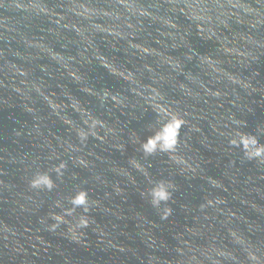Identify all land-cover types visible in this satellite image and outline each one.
I'll return each instance as SVG.
<instances>
[{"label": "water", "instance_id": "1", "mask_svg": "<svg viewBox=\"0 0 264 264\" xmlns=\"http://www.w3.org/2000/svg\"><path fill=\"white\" fill-rule=\"evenodd\" d=\"M44 2L66 13L60 5L110 11L118 0ZM247 2L256 6V0ZM29 3L0 0V49L29 73L18 78L29 81L27 99L0 86V264H186L192 255L186 241L201 249L215 245L236 258L214 255L220 264H257L233 242L229 228L245 236L264 264V158L250 159L241 142L255 137L264 145V53L240 63L221 50L220 41L189 28L180 14L173 17L178 30L142 17V30L125 28L136 34L121 38L92 27L117 23L108 17L68 13L57 25L58 17L17 7ZM136 3L153 11L154 5H164L159 13L166 12L165 0ZM64 25L86 31L81 35ZM233 28L249 31L247 25L233 23ZM161 31H175V40ZM251 31L264 38V27ZM223 34L232 36L227 29ZM25 37H43L64 63L28 49ZM9 40L31 57H13L7 52ZM132 43L179 60L183 73L170 72L159 56ZM201 57L220 61L219 79L206 74ZM188 72L199 76L211 93L191 84ZM224 73L241 82L233 83ZM0 79L6 80L3 72ZM32 82L58 107L29 91ZM181 83L198 95H188ZM153 88L162 98L152 99ZM159 105L184 123L173 150L157 147L148 153L144 144L162 135L170 120ZM92 120L99 122L94 129ZM81 130L88 133L84 139ZM38 174H47L53 187H32ZM161 184L171 196L156 206L152 192ZM81 192L87 202L76 206L72 200Z\"/></svg>", "mask_w": 264, "mask_h": 264}, {"label": "clouds", "instance_id": "2", "mask_svg": "<svg viewBox=\"0 0 264 264\" xmlns=\"http://www.w3.org/2000/svg\"><path fill=\"white\" fill-rule=\"evenodd\" d=\"M166 3V12L160 14L159 10L164 7V5H154L153 8L156 11L149 10L142 5L136 3V0H118L117 6L112 10L99 11L93 8H90L83 4H69L67 6L60 5V7H66V13H59L50 8L44 0H31L29 4H18L17 7L28 9L34 11L37 16H47L49 18L58 17L54 22L57 25L62 24V22L67 19V14L72 13L76 16L85 17L92 19L96 16H103L112 19L117 22L113 26L105 27L103 24H93L94 29H98L103 32H107L109 35L126 38L128 35L135 36V31L125 32L123 29H134L142 30L143 20L142 17H149L154 21H159L164 25V27L178 30L180 25L173 19L176 14L182 15L187 21H189V28L195 27L198 33L201 36H207V38H215L220 41L221 50L225 54L233 55L239 58L240 63H243L245 60L251 61L258 59V52L264 53V38H260L259 35H254L251 30H259L264 27V0H256V6L248 3L247 0H165ZM137 19V23H133V18ZM233 23L236 25H247L249 31L247 33L238 31L233 28ZM138 25L140 27H138ZM64 27H74L77 32L81 35H84L85 29H81L77 25H64ZM227 29L232 33L231 38L223 34V30ZM161 36L171 37L175 40L176 32L175 31H161ZM87 39V37H85ZM183 39V36H181ZM163 41L158 40L157 43H162ZM23 43L28 49H38L41 52L48 53L52 56L53 59L58 62L64 63V57L60 54L54 52L52 48L48 47L44 43V38L39 39H28L27 37L23 38ZM177 45L173 44V47ZM131 47L139 49L140 51L153 54L160 57L159 63L161 65H167L170 69V72H179L183 73L184 68L181 62L171 56H165L156 49L144 47L138 44H131ZM8 53H11L13 57L20 59H27L31 57V53L26 57L23 52L18 49H14L11 40L8 42ZM7 53L4 49H0V59L4 60V63L0 65V72H3L5 79H0V86L11 87L12 90L21 95L22 98L27 99L26 88L29 86V81L27 79H18L26 78L29 73L22 67L20 64L16 63L13 60L6 59ZM189 59L192 57L189 56ZM201 64L206 66V74L215 75L223 73V69L219 67L220 61L213 59L212 57H201ZM65 66H67L65 64ZM146 68L149 72L156 73V69L151 65H146ZM115 71V69H113ZM228 75V78L232 80L233 83H240L235 76L224 73ZM75 75V73H73ZM163 75H154L153 79H164ZM216 79H219V75H215ZM128 79H134V77L129 74ZM186 79L191 83L198 85L200 88L205 89L206 92L211 93V90L206 87L201 78L197 75L188 72L186 74ZM7 81V82H6ZM151 87V86H149ZM181 90L185 91L188 95H198L194 93L193 89L189 84L181 83L179 85ZM34 89L40 95L44 96V92L41 86L35 82H32L29 91ZM152 96L153 100H156L160 97V94L157 89L153 88ZM219 95V92L215 93ZM48 100L49 104L56 108L58 107L53 103L48 96H44ZM160 111L165 113L170 117L169 123L165 126L164 133L162 135H157L154 138H149V140L144 144V150L148 153L154 152L159 147L161 150L169 151L175 148L177 143V135L180 127L184 123L178 115L171 113L163 105L158 106ZM32 109L29 108V111ZM88 123V121H86ZM99 123L98 121L92 120L90 127L94 129ZM95 134V133H93ZM88 133L81 130L80 136L82 139L86 138ZM246 150V154L251 158H264V145H260L258 140L255 137H243L241 141ZM64 165H60V168H63ZM59 171V168L57 169ZM32 187H47L51 189L53 183L51 178L47 174H38L32 181ZM86 193L81 192L77 194L72 203L76 206L86 204ZM153 204L159 206L162 201H167L171 193L168 191V187L161 184L158 187L153 189ZM209 203H213L209 201ZM170 212V209L166 210L165 215ZM232 216H235V213H232ZM61 219V218H58ZM231 221V217H229ZM82 225H86L87 221L83 220ZM229 233L233 239V242L240 245L244 248L245 251H248L249 257L253 261H257L259 264V258L254 252L249 249V241L245 236L237 229L229 228ZM188 245V252L192 255L187 257L186 264H205V260L201 257L211 260L212 264H220L219 260L214 259L215 256L219 257H230L236 259L230 252L216 247L215 245L201 249L199 247H193L191 242H185ZM183 253L184 249H180Z\"/></svg>", "mask_w": 264, "mask_h": 264}]
</instances>
